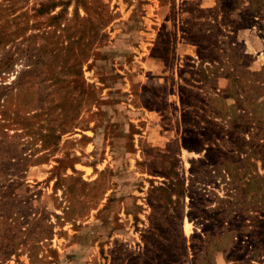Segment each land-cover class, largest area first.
<instances>
[{
	"label": "rangeland",
	"instance_id": "1",
	"mask_svg": "<svg viewBox=\"0 0 264 264\" xmlns=\"http://www.w3.org/2000/svg\"><path fill=\"white\" fill-rule=\"evenodd\" d=\"M1 29L0 264H264V0H0Z\"/></svg>",
	"mask_w": 264,
	"mask_h": 264
},
{
	"label": "trees",
	"instance_id": "2",
	"mask_svg": "<svg viewBox=\"0 0 264 264\" xmlns=\"http://www.w3.org/2000/svg\"><path fill=\"white\" fill-rule=\"evenodd\" d=\"M56 6H55V4H53V3H51L50 5H44L43 7H42V9H41V11L40 12H42V10L43 9H45V10H49L48 12H50V11H52L54 8H55ZM47 12V13H48ZM45 13H46V11H45ZM55 17H52L51 19H54ZM110 18L111 17H109V20H110ZM86 23H90L91 24V21L89 20V18L87 19H85L84 20ZM16 31H17V29L15 30V32L13 31V34L11 33V32H6L5 31V29L4 30H2L1 29V31H0V49H4V48H6V44L11 40V38H12V36H14L15 34H16ZM42 38V37H41ZM67 40H69V39H67ZM70 41L72 42L73 40H71L70 39ZM81 41H83V39L82 38H80V37H78V38H76V40H75V42H81ZM87 43V42H86ZM37 50H39V48L37 49ZM88 57V56H87ZM13 57H12V54L10 53V51L9 50H7V51H4L3 52V54H2V56H1V58H0V74L1 73H4V74H8V73H10L11 72V70H12V64H13V59H12ZM26 63H30V64H27L26 65V67L28 66L29 68H32L31 70H28V71H26V73L27 72H31L32 70H35V69H37V68H35L34 66H29V65H36V66H38V64H40L41 63V58H39V57H36V59L35 58H33V59H31V56H29V57H27V59H26ZM78 63H79V60H77L76 58L75 59H73V65H78ZM28 68V69H29ZM52 79H48V80H50V84H49V86L50 87H52L53 88V90L56 88L55 86L58 84V82H59V80L56 78V76L54 77V76H52L51 77ZM47 79H45L44 77L41 79V78H39L38 79V81H36V82H33L32 84H30L31 82H29L28 83V85H36V84H39V85H41L44 81H46ZM85 86L86 87H88V88H90L91 90L92 89H94V87L92 86V85H88V84H85ZM2 88L0 87V90H1ZM52 92H54V91H52ZM51 102V103H50ZM49 103H50V106H57L58 105V102H54L53 100H51ZM56 103V104H55ZM84 104V103H83ZM84 105H86V104H84ZM0 107H1V105H0ZM43 110V106H39V107H37L36 109H34V111H30V112H26V116H22V117H18L16 114H15V116H14V122H22L23 120L24 121H27V120H30V119H33V118H39L40 117V115H41V111ZM31 112H34L33 114H31V117H29L28 118V115H29V113H31ZM1 115V117H5V115L4 114H0ZM5 119V118H4ZM19 125H22L21 123L19 124ZM57 135H55L54 133H53V135H55L54 137H55V142L56 141H59V139H60V136L61 135H63V134H65L66 133V131H64L62 128L60 129V130H58L57 132ZM53 146H56V144H53ZM209 149V148H208ZM208 149H206V148H201V151H204L205 153H206V151L208 150ZM45 150H47V148L46 147H44L43 148V146H40V148L39 149H35L34 151H33V154L35 153H39V152H41V151H45ZM33 154H30L28 157L29 158H31L32 156H33ZM29 158H27L28 160H24V162H26V163H28L30 160H29ZM72 170V169H71ZM73 171V170H72ZM146 174L147 175H149V176H152V177H154V176H156L155 174H154V172H151L150 170L148 171V170H146ZM10 176H12L13 177V175H10ZM162 177H164V176H162ZM172 187H173V185L171 184V183H169L168 184V186H167V189H168V191L171 193V194H173V191H172ZM12 194H10V197L12 198L13 196H11Z\"/></svg>",
	"mask_w": 264,
	"mask_h": 264
},
{
	"label": "crops",
	"instance_id": "3",
	"mask_svg": "<svg viewBox=\"0 0 264 264\" xmlns=\"http://www.w3.org/2000/svg\"><path fill=\"white\" fill-rule=\"evenodd\" d=\"M80 168H86L85 166H80Z\"/></svg>",
	"mask_w": 264,
	"mask_h": 264
}]
</instances>
